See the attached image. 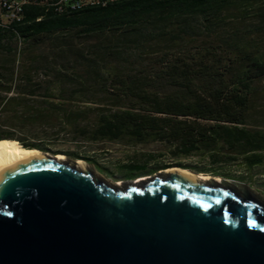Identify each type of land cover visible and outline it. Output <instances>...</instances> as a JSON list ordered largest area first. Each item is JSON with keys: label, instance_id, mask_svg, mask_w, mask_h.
I'll list each match as a JSON object with an SVG mask.
<instances>
[{"label": "trees", "instance_id": "obj_1", "mask_svg": "<svg viewBox=\"0 0 264 264\" xmlns=\"http://www.w3.org/2000/svg\"><path fill=\"white\" fill-rule=\"evenodd\" d=\"M68 1L0 15V50L50 45L41 67H0V144L49 150L63 135L167 146L169 161L130 155L119 178L172 163L239 181L264 173V0ZM62 153L99 164L84 149Z\"/></svg>", "mask_w": 264, "mask_h": 264}, {"label": "water", "instance_id": "obj_2", "mask_svg": "<svg viewBox=\"0 0 264 264\" xmlns=\"http://www.w3.org/2000/svg\"><path fill=\"white\" fill-rule=\"evenodd\" d=\"M55 154L0 172V264H264V201L244 183L114 184Z\"/></svg>", "mask_w": 264, "mask_h": 264}, {"label": "rangeland", "instance_id": "obj_3", "mask_svg": "<svg viewBox=\"0 0 264 264\" xmlns=\"http://www.w3.org/2000/svg\"><path fill=\"white\" fill-rule=\"evenodd\" d=\"M49 51H50V45L46 41H42L37 44H34L30 48L20 47L18 51L17 48H15V50L12 53H7L5 51L0 50V67H15V68L41 67L40 60L49 58L48 57L49 56L48 54L50 53ZM38 77H40V74L38 75ZM49 145L51 146V149L44 151H47L48 153L51 154L52 153L63 154L62 150L71 149L75 147L79 149H84L89 153L92 152L93 154H95V157L97 158L99 164L88 163L82 158H75V159L68 158L65 154H63V158H68L76 162L77 160H80L82 164H85L87 167H90L96 175L103 177L106 180L112 182L121 181L122 182L121 184L127 183L131 179L136 180L141 177H148L153 173L151 172L149 174L138 176V178L135 177L136 179L119 178L121 175L118 174L117 164L125 161L130 155H134L136 153H141L146 151L159 152L161 154L160 155L161 159L169 161L167 160L168 157H166L167 146L164 143L157 141H148L145 143H128L125 141H98L91 143L79 138L71 139L70 136L60 135L58 138H56V140H54V142H51ZM31 149H36V148H31ZM36 150L39 152L40 149L39 150L36 149ZM180 160L183 163L198 162V158H196L195 156L182 158ZM171 161H175V160H171ZM77 165H81V164H77ZM171 165H175V164L172 163ZM171 168H176V167H169V169ZM166 169H164L163 171H166ZM227 170L233 173H241L242 171H244L241 167H239L235 163L228 165ZM209 175L213 176L211 174ZM213 177L215 178L218 176H213ZM116 178L118 179L116 180ZM218 178L220 179L223 177L219 176ZM228 179L239 181L235 178H230V177ZM263 179H264V173L257 172L256 169H253L251 172V182L250 181H240V182L244 183V185L249 189V191L252 194L260 197L264 201V186L263 187L258 186V184H260L261 181H263Z\"/></svg>", "mask_w": 264, "mask_h": 264}, {"label": "bare ground", "instance_id": "obj_4", "mask_svg": "<svg viewBox=\"0 0 264 264\" xmlns=\"http://www.w3.org/2000/svg\"><path fill=\"white\" fill-rule=\"evenodd\" d=\"M39 152L36 149H27V150H15L13 149L11 146L8 145H3L0 144V172H2L3 170L9 168L10 166L23 161L25 159L28 158H32L35 157ZM55 156L57 158H62L63 154H55ZM76 164H82V162L80 160H77V162L75 161ZM170 167H176V168H171V169H175L177 171H180L182 173L188 174L190 176L196 177L198 179H207L213 176H210L207 173H194L189 169H185V168H179L178 166L174 165V166H170ZM164 170V169H163ZM170 170L169 167L166 169ZM149 177V176H148ZM214 178V177H213ZM139 179H146V177H141L138 178L136 180L133 181H139ZM214 179L219 180L218 177H215ZM128 182H132V180L128 181ZM114 184H121V181H117V182H112ZM124 183V182H123Z\"/></svg>", "mask_w": 264, "mask_h": 264}, {"label": "built area", "instance_id": "obj_5", "mask_svg": "<svg viewBox=\"0 0 264 264\" xmlns=\"http://www.w3.org/2000/svg\"><path fill=\"white\" fill-rule=\"evenodd\" d=\"M32 0H0V15L5 19H18L21 5ZM40 2L52 5L54 9L61 8V2L65 0H39ZM68 1V0H67ZM105 0H83L89 3H104ZM81 0H69L70 7L78 6Z\"/></svg>", "mask_w": 264, "mask_h": 264}]
</instances>
